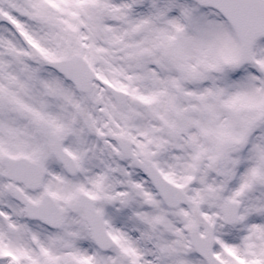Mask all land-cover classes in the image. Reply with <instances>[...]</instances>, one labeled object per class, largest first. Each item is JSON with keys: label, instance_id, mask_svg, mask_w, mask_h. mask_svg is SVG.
<instances>
[{"label": "snow or ice", "instance_id": "1", "mask_svg": "<svg viewBox=\"0 0 264 264\" xmlns=\"http://www.w3.org/2000/svg\"><path fill=\"white\" fill-rule=\"evenodd\" d=\"M0 264H264V0H0Z\"/></svg>", "mask_w": 264, "mask_h": 264}]
</instances>
